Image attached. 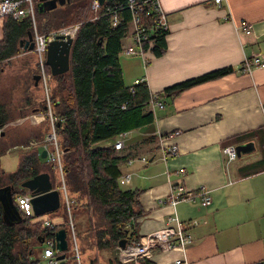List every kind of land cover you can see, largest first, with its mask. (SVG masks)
Here are the masks:
<instances>
[{
  "label": "crops",
  "instance_id": "1",
  "mask_svg": "<svg viewBox=\"0 0 264 264\" xmlns=\"http://www.w3.org/2000/svg\"><path fill=\"white\" fill-rule=\"evenodd\" d=\"M159 1L170 30L167 50L158 56L146 51V61L140 54L121 58L123 74L133 72V81L145 77L148 92L153 93L217 68L233 69L176 96H166L152 121L123 130L122 150L131 152L128 159L134 161L122 165V175L131 173L130 180H119L126 188L140 190L143 215L137 221L141 237L162 227L172 214L183 221L197 220L188 227L192 241L187 250L159 252L152 248L136 264H144L146 259L172 264L180 256L189 264H245L262 259L264 66L255 67L252 73L240 66L245 57L264 54V0H222L221 4L215 0ZM241 19L252 23L251 34L237 29ZM3 22L4 16H0V39ZM124 44L135 43L125 37ZM163 134H169L167 142L178 146L177 154L166 159L161 158L159 142ZM116 138L118 135L97 145H110ZM248 141L254 147L239 155L243 161L227 160L225 145ZM258 150L260 154L252 155ZM176 184L188 191L206 185L212 202L206 205L198 198L172 204L168 196ZM159 198L166 201L161 203Z\"/></svg>",
  "mask_w": 264,
  "mask_h": 264
},
{
  "label": "trees",
  "instance_id": "2",
  "mask_svg": "<svg viewBox=\"0 0 264 264\" xmlns=\"http://www.w3.org/2000/svg\"><path fill=\"white\" fill-rule=\"evenodd\" d=\"M33 1L34 7L38 8L39 0ZM91 1L66 0L50 10L40 11L38 8L42 15L38 17L35 13V16L37 28L43 33L79 23L71 48L70 69L53 75L46 64L45 70L49 86L50 74L55 82L49 94L53 113L57 117L66 179L72 182L71 195L75 198L73 215L82 219H79L80 222L76 220L79 244L82 240L84 248L93 242L99 253L102 249L116 247L122 238H127V242L140 240L137 218L143 215V208L139 200L140 190L126 188L119 180L123 174L122 165L132 153L116 148L114 143L100 146L97 142L152 121L154 110L146 80L135 84L133 92L130 90L132 84L127 85L124 81L120 52L132 21L129 0H105L97 12L90 7ZM138 1L143 6L141 17L144 24L151 29L149 37L141 43L143 51L162 55L168 47L169 27L157 24L151 0ZM114 14L118 17L115 25L112 23ZM29 30L34 33L30 16L21 19L10 14L4 16L3 37L0 39V79L6 71L3 63H10L16 58L14 56L24 51L20 39L27 37ZM27 52L29 54L22 57L26 68L20 67L17 73L23 79L21 84L7 82L3 91L0 87V128L5 131L0 135V159L9 148L29 146L34 140H42L49 129L45 117L11 123L19 117L47 108L44 88L38 86L39 81L35 84L34 75L40 71L36 67L39 62L34 49ZM33 58L37 69L32 68ZM232 69L231 66L221 67L175 82L157 92L158 96L164 101L166 96H176L194 84L220 77ZM22 90L26 92L25 97L20 96ZM38 91L42 92L41 97H37ZM33 147L21 154L14 171H6L0 162V186L13 184L14 197L27 191L21 186L23 180L41 171L50 173L54 186L58 183L54 165L41 157L38 144ZM61 208L66 219L65 206ZM36 216L23 215L21 222L8 224L0 204V264H40V259L34 256V243L40 242L44 236L54 235L59 227L69 230L66 222L55 223L52 217L54 227L51 228L44 224L45 217L38 219ZM93 260L95 264V255ZM115 261L126 264L118 257H109L107 262L114 264ZM60 264L70 263L66 259ZM144 264L156 263L146 259Z\"/></svg>",
  "mask_w": 264,
  "mask_h": 264
},
{
  "label": "built area",
  "instance_id": "3",
  "mask_svg": "<svg viewBox=\"0 0 264 264\" xmlns=\"http://www.w3.org/2000/svg\"><path fill=\"white\" fill-rule=\"evenodd\" d=\"M217 3L221 4L222 0H215ZM154 10L156 12V22L159 25H163L165 27L168 26V18L167 13L164 11L159 0H151ZM102 4L100 0H92L90 7L93 11L97 12ZM129 7L132 10V29L131 36L132 40L135 43L132 44H124L123 48L120 52L121 55H136L133 53H139L143 56L144 61L147 60L145 56V52L141 46L142 41L149 37L150 30L145 24L141 17L142 12V3L138 0H129ZM6 14L12 15L16 19H21L27 16H30L33 21L34 26V52L36 53L37 60L40 65V79L43 83V88L46 95V103L47 108L44 111L32 112L25 116L17 119V122L20 123L24 119H29L34 121L38 118H47L49 129L46 131L45 136L41 141L34 140L32 142V146L38 144L41 154L42 150L47 151L46 158L47 162H50L54 165V168L57 173V185L53 188H57L60 191V201L61 204L65 206L66 209V223L69 226L68 236H70L69 241L71 240L72 248H73V256L74 259L73 264H89V260H87L83 254L81 246L79 244V238L77 235V223L76 219L73 215V203L75 202V198L71 195L67 185V179L64 170V161H63V148L61 146V142L59 139L58 129L56 127L57 117L53 113L51 99H50V86L48 84V75L45 70L46 65V56H47V47L48 43L56 37L57 34L63 33L68 34L71 37L75 38L79 23H73L61 28L52 30L47 33L40 32L37 28L36 16H35V7L33 0H0V16H5ZM114 18L112 23L115 25L118 23V17L114 14ZM237 29H242V32L245 34H251L253 30L252 23H249L247 20H241V23L236 25ZM263 67L264 66V54L261 52L253 53L250 56L244 58L241 63L240 70L252 73L255 67ZM145 81V77H138L134 80L132 85L130 86V90L133 92L135 90L134 85L139 84ZM151 108L155 111L157 108H162L165 105V102L158 96L157 92L151 93ZM13 122V121H12ZM1 129V128H0ZM126 132L122 131L118 134V138L115 139L114 146L116 148H123L125 146L124 136ZM169 138V134H163L159 136V142L161 147V158L166 159L170 155H175L178 152V146L175 143L167 142ZM223 151L226 154L227 160H232L237 158L238 151L235 145H225L223 147ZM142 159L147 161L146 156H142ZM134 158L128 159L129 163H132ZM131 178V173H126L120 176L121 181H129ZM53 183V182H52ZM32 192L27 189L25 192H19L14 197V201L22 213V215H35L33 204H32ZM200 199L203 204H210L212 202L210 189L206 187V185L201 184L193 191H188L182 184H176L171 187V192L168 196V200L172 204H176L182 200H195ZM161 203L166 201L165 198H159ZM197 223V220H193L191 222L180 220L177 214H172L169 216L166 223L162 225V227L152 231L151 233L140 236V240L127 242L125 246H121L118 244L116 246L118 259L123 263L136 264L138 261L152 251V248H155L156 251H167V250H187L188 244L192 241V233L188 227ZM44 224L54 227V222L45 217ZM58 229V228H57ZM56 229V230H57ZM55 230V231H56ZM55 234V233H54ZM44 249L43 256L48 258L49 264H60L62 262V258H58L57 255L60 253L56 247V239L55 235L52 236H44ZM153 252V251H152ZM153 254V253H152ZM151 254V255H152ZM67 258H64V261ZM63 261V262H64ZM172 264H189L188 260L185 259L184 256H180L175 258L172 261ZM245 264H264V258L258 259L255 261H251Z\"/></svg>",
  "mask_w": 264,
  "mask_h": 264
},
{
  "label": "water",
  "instance_id": "4",
  "mask_svg": "<svg viewBox=\"0 0 264 264\" xmlns=\"http://www.w3.org/2000/svg\"><path fill=\"white\" fill-rule=\"evenodd\" d=\"M66 0H39L38 8L40 11L50 10L55 8L59 3ZM105 0H100L103 4ZM74 38L68 34L59 33L54 39L48 43L46 64L49 65L51 74L57 75L70 69L71 63V48ZM34 34L31 30L28 31V36L20 39V45L24 51L34 49ZM35 84L38 83L40 74L34 75ZM5 134L4 129H0V135ZM254 147L253 141L245 143H239L236 145L238 156L244 152H247ZM41 157L47 155L46 150L41 151ZM21 186L31 190L32 204L35 215H42L45 213H51L59 210L61 206L60 191L57 188H53V183L48 171H41L32 177H29L21 182ZM13 184H6L0 186V204L2 207L3 218L8 224L19 223L23 220V215L18 209L13 196ZM56 247L60 252L57 257L62 258V262L66 257V251L69 247V241L67 236V229L65 227H59L55 231ZM127 238H122L119 241L121 246L127 244ZM44 242V237L41 238L40 243ZM89 264H93V260L89 261Z\"/></svg>",
  "mask_w": 264,
  "mask_h": 264
},
{
  "label": "rangeland",
  "instance_id": "5",
  "mask_svg": "<svg viewBox=\"0 0 264 264\" xmlns=\"http://www.w3.org/2000/svg\"><path fill=\"white\" fill-rule=\"evenodd\" d=\"M35 9H36V11H35L36 15L38 17H40L42 15V13L38 11V8L36 6H35ZM131 29H132V25L130 26L129 34L126 37V39H128V40L132 39L131 38V33H130ZM25 52L26 51H23L20 55L14 56V57L18 58L19 60H17L16 58H13L10 63H7V62L3 63V65L6 67V71L4 70V72H3L2 76H1V79H0V87H1L2 91L5 89V84L7 82L9 84H10V82L11 83L12 82H17L19 85L21 84L20 80H23V79L17 73H18L20 67H22V69L26 68L27 64L23 63L22 57L24 55H26V54H29V52H27V53H25ZM133 54H139V53H133ZM125 56H129L130 57V56H132V54L131 55H123L121 58L123 59V58H125ZM35 57H36V60H37V56L36 55H35ZM32 61H34V62H32ZM31 62L30 63L32 65L33 69H37L38 67L40 68V65L39 66L36 65L37 68L34 66V64H35V59L34 58H33V60H31ZM21 63H23L24 66H22ZM140 70H141V68H140ZM129 74L130 75H127V73H124V81L126 83H128L130 81H133V79H134L133 78V72H131ZM49 78H50V88H52L54 86L55 82H54L53 77H52L51 74H50ZM38 86L43 88V83H42L41 80H39ZM19 88L20 87H18V89ZM25 95H26L25 90H22L21 93H20V96H24L25 97ZM41 96H42V92L38 91L37 97H41ZM19 118H17V119H19ZM17 119L12 120L13 121L12 124H18ZM37 140H41V139H37ZM114 142H115V140L113 141V143ZM19 148H21V149H19ZM34 148L35 147H33L32 145H29V146H27V145H18V146H16V148L11 149L10 151L7 150L2 155V157L0 159L1 166L6 171H9V172L14 171L17 168L18 164H19L21 154L27 153L28 151H31ZM258 154H260L259 150L257 152L252 153V155H255V156H257ZM237 160L238 161L239 160L243 161L244 159H243V157L240 159V156H237ZM54 182H55V180H54ZM71 183H72L71 180L67 179V185H68V189H69L70 193L72 191L71 190L72 189ZM61 207L62 206L59 207V210H57V211H55L53 213H45V214H42V215H38V216H36V218L44 219V217H49L50 219H52V217H53V221H55V222H59V223L66 222V219L63 217L62 208ZM79 219H81V218H79V217H78V219L76 218V220H78L80 222L82 219L81 220H79ZM80 240H81V238H80ZM82 242L83 241L81 240V243ZM81 243H80V246H81L82 250L84 251L83 254H84L85 258L90 261L91 259L93 260V256L95 255V258H96L95 264H108L107 261H108L109 257H113V258H117L118 257L116 247L102 249V250H100L99 253H97L93 242L89 243V246L88 247H84V248H83V245H81ZM34 249H35L34 256L38 257L40 259V264H49L48 263V258L43 256L44 244L40 243L39 241H36L34 243ZM73 253H74V251H73V248H72V244L69 243L68 250L66 251V258H67V262L70 263V264L74 263V259L72 258ZM114 264H119V263H117V261H115ZM128 264H130V263H128Z\"/></svg>",
  "mask_w": 264,
  "mask_h": 264
},
{
  "label": "clouds",
  "instance_id": "6",
  "mask_svg": "<svg viewBox=\"0 0 264 264\" xmlns=\"http://www.w3.org/2000/svg\"><path fill=\"white\" fill-rule=\"evenodd\" d=\"M2 129V128H1Z\"/></svg>",
  "mask_w": 264,
  "mask_h": 264
},
{
  "label": "flooded vegetation",
  "instance_id": "7",
  "mask_svg": "<svg viewBox=\"0 0 264 264\" xmlns=\"http://www.w3.org/2000/svg\"><path fill=\"white\" fill-rule=\"evenodd\" d=\"M52 213V212H51Z\"/></svg>",
  "mask_w": 264,
  "mask_h": 264
}]
</instances>
